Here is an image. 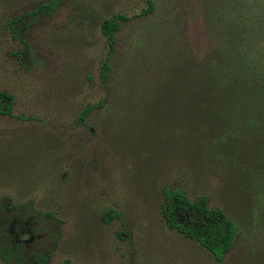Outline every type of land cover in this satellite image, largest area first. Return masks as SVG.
Instances as JSON below:
<instances>
[{"label": "rangeland", "instance_id": "obj_1", "mask_svg": "<svg viewBox=\"0 0 264 264\" xmlns=\"http://www.w3.org/2000/svg\"><path fill=\"white\" fill-rule=\"evenodd\" d=\"M153 1L152 12L142 16L144 0H58L52 12L28 15L15 30L10 16L36 5L0 10V92L10 107L0 114V252L9 243L31 264H218L165 220L162 187L181 172L178 158L144 133L147 126L153 136L161 120L146 118L158 107L127 100L123 90L129 61L135 65L148 46L155 47L151 67L173 69L177 52L199 63L213 58L234 67L228 77L236 91L248 81L262 90L264 0ZM117 14L126 18L114 32L107 85L101 64L109 45L101 24ZM241 63L250 78L241 75ZM167 84L174 85L164 82V89ZM101 102L104 107L80 119ZM260 155L263 147L245 151L236 169L203 167L199 187L241 227L223 264H264ZM198 182L189 187L191 197ZM21 227L36 237L14 245L11 230ZM9 259L15 264L14 254Z\"/></svg>", "mask_w": 264, "mask_h": 264}, {"label": "trees", "instance_id": "obj_2", "mask_svg": "<svg viewBox=\"0 0 264 264\" xmlns=\"http://www.w3.org/2000/svg\"><path fill=\"white\" fill-rule=\"evenodd\" d=\"M57 2L58 0H0V8H3L0 10L12 12L25 3L36 5V8L28 12L10 16L9 24L15 30L16 24L26 16L34 17L40 12L49 14L56 8ZM144 2L145 5L140 10L142 16L150 14L154 9L153 0ZM123 18H126L124 14H117L106 18L101 24V31L107 37L109 45L108 54L101 64V77L107 85L112 67L110 61L115 52L114 32ZM150 49L154 50L155 47L148 46L144 49L145 53L141 58L139 53L136 54L135 65L133 59L129 61L132 68L128 66L127 86L123 92L127 100L140 98L146 101L143 106L149 110L150 106L158 107L152 112L154 117L149 114L150 118L146 119L151 122L156 118L161 120L160 123L152 126L153 136L145 132L150 129L147 126L143 127L144 133L149 139L161 142V151L168 154L170 150V154L178 158L174 162L178 164L175 170L179 169L181 172H176L170 186L162 187L163 216L172 228L197 242L213 255L218 264H223L241 227L230 211L210 204L209 194L199 187V183L202 178L205 179L204 166L208 165L210 169H236L242 158H245V151L250 155L251 151L260 147L264 149V98H261L264 86L260 90L253 82L248 81L241 91H236L239 87L231 83L228 77L234 67L220 64L213 58L206 64L199 63L189 54L185 58V53L173 54L178 57L177 61L171 57L170 64L177 63L173 69L169 66L161 69L158 68L159 65L151 67L154 61H148ZM246 68L241 63L240 71L245 72L241 75L250 78L252 73ZM153 69L156 71L152 75L150 70ZM159 69L165 71L166 75L162 76ZM170 81L174 85L171 87L167 84L168 88L164 89L163 83ZM6 96L7 94L0 92V114L10 112L9 105L4 102ZM103 104L89 105L80 113V119L93 110L104 107ZM171 139L172 144L168 142ZM260 157L264 168V155ZM184 161L189 164L188 172H182ZM198 179L199 185L194 187L196 192L191 197V183ZM0 254L5 264H11L9 256L12 254L16 257L15 264H31L19 248L12 250L9 243L3 245Z\"/></svg>", "mask_w": 264, "mask_h": 264}, {"label": "flooded vegetation", "instance_id": "obj_3", "mask_svg": "<svg viewBox=\"0 0 264 264\" xmlns=\"http://www.w3.org/2000/svg\"><path fill=\"white\" fill-rule=\"evenodd\" d=\"M21 228L22 229L18 233H16L14 229L11 230L12 232L10 234L12 237L14 236V238L12 239V243H14V245H16L15 242H18V241L23 242L24 244H29V243L33 242L35 237H36V234L31 233L30 229H28V231H26L25 229H23V227H21ZM24 231L26 233V236L22 235L24 233ZM16 240H18V241H16ZM20 242H18V243H20Z\"/></svg>", "mask_w": 264, "mask_h": 264}]
</instances>
